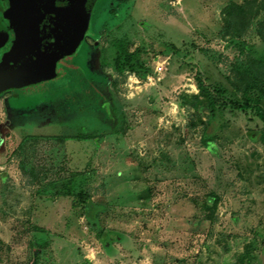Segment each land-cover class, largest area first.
<instances>
[{
	"label": "rangeland",
	"instance_id": "1",
	"mask_svg": "<svg viewBox=\"0 0 264 264\" xmlns=\"http://www.w3.org/2000/svg\"><path fill=\"white\" fill-rule=\"evenodd\" d=\"M249 58L264 0H96L59 77L0 95V264H264Z\"/></svg>",
	"mask_w": 264,
	"mask_h": 264
},
{
	"label": "water",
	"instance_id": "2",
	"mask_svg": "<svg viewBox=\"0 0 264 264\" xmlns=\"http://www.w3.org/2000/svg\"><path fill=\"white\" fill-rule=\"evenodd\" d=\"M94 1L8 0L10 5L8 18L11 28L15 31V39L9 54H13L14 60L11 66L7 63L0 64V92L26 86L38 79L50 61L78 34ZM42 4H49L55 8L54 14L57 13L59 19L49 37L41 35V30L36 28L37 21L30 19L34 16L33 13L31 14L33 12L31 9L38 11V7H42ZM27 10L30 14L28 20ZM28 31L37 34L27 37L23 33ZM3 34L4 31H0V45Z\"/></svg>",
	"mask_w": 264,
	"mask_h": 264
},
{
	"label": "flooded vegetation",
	"instance_id": "3",
	"mask_svg": "<svg viewBox=\"0 0 264 264\" xmlns=\"http://www.w3.org/2000/svg\"><path fill=\"white\" fill-rule=\"evenodd\" d=\"M46 3H49V2H46ZM41 6L42 7H38V11L36 9L34 10L31 9L33 11L31 12V14L33 13L32 15L34 16L31 17L30 19L33 18V20L37 21L35 23L36 28L38 27L41 30L40 31L41 35L49 37L51 35V30H53L55 25L58 23L59 19H57V16H56L57 13L54 14L55 8H52L51 5L42 4ZM9 7L10 5H9L8 0H0V31L3 30L5 34V35L3 34L4 36L3 41H2V44L0 45V64L7 63L9 66H11L14 60V56L13 54H9V53L12 50L13 42L15 39V31L13 30V28H11L10 19L8 18L10 14ZM27 12H28V17L26 16V18L28 20L30 14L28 10ZM27 25H28L27 27H29V24ZM23 34L26 35L27 37L29 36L31 37L32 35H36L37 33L34 34L33 32L28 31V32H24ZM14 89H17V88H11V89L4 90L0 92V95L8 91H13Z\"/></svg>",
	"mask_w": 264,
	"mask_h": 264
},
{
	"label": "trees",
	"instance_id": "4",
	"mask_svg": "<svg viewBox=\"0 0 264 264\" xmlns=\"http://www.w3.org/2000/svg\"><path fill=\"white\" fill-rule=\"evenodd\" d=\"M96 0L94 1L91 9L89 10L86 19L81 25L80 30L78 31V34L74 36L73 40L71 42H68L63 49L57 54L56 57H54L48 66L45 68L44 72L36 79L34 82L31 84H34L37 80H41L40 83H46L50 80H53L56 77H59L62 74V71L60 67L58 66V63L61 62L62 60L66 59L67 57H70L72 54H74L77 50V47L80 45L84 37L86 36L87 33H89L90 30V17L92 14V9L95 4ZM232 6V5H231ZM239 8H241L239 6ZM229 13V12H228ZM241 65H244V62H241ZM253 65H257L259 67V70L255 72L253 70ZM244 72L248 74V76H252L251 81L254 82V84L258 85L259 81L258 78L261 76V74H264V63L256 61L252 58H249V63L245 64L244 66ZM253 74V75H251ZM259 74V75H258ZM262 78V77H261ZM262 82V81H261ZM264 90V86L262 87ZM260 94L264 96V91H260ZM261 139L264 141V135L261 136ZM83 197V200H85ZM115 235L112 233V231L108 230H102L99 232V239L102 241V243L106 244L108 240L110 239V236Z\"/></svg>",
	"mask_w": 264,
	"mask_h": 264
}]
</instances>
